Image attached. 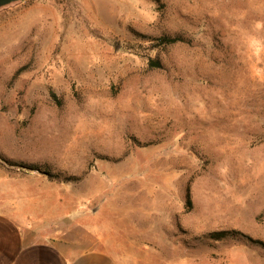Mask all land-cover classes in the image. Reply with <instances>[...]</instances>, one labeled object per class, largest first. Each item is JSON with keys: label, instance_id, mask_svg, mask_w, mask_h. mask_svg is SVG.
Returning <instances> with one entry per match:
<instances>
[{"label": "rangeland", "instance_id": "1", "mask_svg": "<svg viewBox=\"0 0 264 264\" xmlns=\"http://www.w3.org/2000/svg\"><path fill=\"white\" fill-rule=\"evenodd\" d=\"M0 169L126 264H264V0L1 8Z\"/></svg>", "mask_w": 264, "mask_h": 264}, {"label": "crops", "instance_id": "2", "mask_svg": "<svg viewBox=\"0 0 264 264\" xmlns=\"http://www.w3.org/2000/svg\"><path fill=\"white\" fill-rule=\"evenodd\" d=\"M7 183L0 169V264H126L113 250H129V245L115 246L113 235L104 231L87 230L90 240L79 242L63 231L47 230L44 218L6 194Z\"/></svg>", "mask_w": 264, "mask_h": 264}, {"label": "water", "instance_id": "3", "mask_svg": "<svg viewBox=\"0 0 264 264\" xmlns=\"http://www.w3.org/2000/svg\"><path fill=\"white\" fill-rule=\"evenodd\" d=\"M18 1L19 0H0V9Z\"/></svg>", "mask_w": 264, "mask_h": 264}, {"label": "trees", "instance_id": "4", "mask_svg": "<svg viewBox=\"0 0 264 264\" xmlns=\"http://www.w3.org/2000/svg\"><path fill=\"white\" fill-rule=\"evenodd\" d=\"M164 41H165V43L174 42L173 40H169L168 38H164ZM223 235H225V233L224 234L223 233L218 234L217 236H215L214 240H219V239L223 238L224 237Z\"/></svg>", "mask_w": 264, "mask_h": 264}]
</instances>
